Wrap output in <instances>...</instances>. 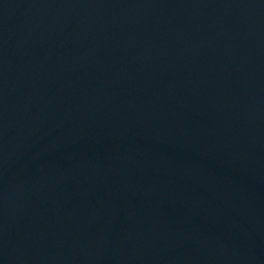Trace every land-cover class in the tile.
Here are the masks:
<instances>
[{
    "label": "water",
    "instance_id": "1",
    "mask_svg": "<svg viewBox=\"0 0 264 264\" xmlns=\"http://www.w3.org/2000/svg\"><path fill=\"white\" fill-rule=\"evenodd\" d=\"M149 3L236 259L264 264V0Z\"/></svg>",
    "mask_w": 264,
    "mask_h": 264
}]
</instances>
